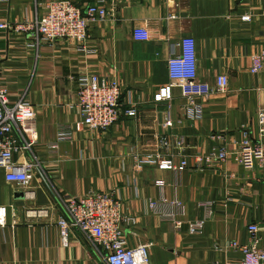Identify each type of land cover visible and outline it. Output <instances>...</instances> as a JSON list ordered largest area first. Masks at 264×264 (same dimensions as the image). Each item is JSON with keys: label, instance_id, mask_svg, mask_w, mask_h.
<instances>
[{"label": "crops", "instance_id": "crops-1", "mask_svg": "<svg viewBox=\"0 0 264 264\" xmlns=\"http://www.w3.org/2000/svg\"><path fill=\"white\" fill-rule=\"evenodd\" d=\"M48 1L0 0V23L41 14ZM71 1L84 7L91 0ZM107 7V17L89 26L97 50L89 55L65 40L30 47L28 34L0 28V85L11 101L25 94L35 110L22 125L31 149L13 159L38 164L28 185L6 180L0 168V205L7 206L0 264H104L85 237L74 231L62 238L56 225L61 199L98 191L112 192L124 215L134 217V224L122 223L126 242L149 244L150 264H240L230 242H246L249 223H257L264 248V162L247 169L228 156L199 168L195 158L222 145L232 153L243 132L260 138L264 69L251 73L249 67L251 55L264 48V0H110ZM246 14L249 20H242ZM185 36L195 40L198 80L213 85L216 75L228 77L225 92L195 97L198 117L188 114V100L168 75V57ZM82 74L120 85L118 119L106 131L73 129L70 140L51 148L57 130L79 120L70 106ZM168 84L171 99L156 100ZM127 92L136 105L133 116L124 113ZM161 135L183 138L178 153L188 167L181 173L134 166V155L154 151ZM148 201L157 202L155 211ZM204 201H212V214L201 233L191 234L187 223L204 216ZM35 208L46 215L28 216ZM169 213L179 226L161 217Z\"/></svg>", "mask_w": 264, "mask_h": 264}, {"label": "built area", "instance_id": "built-area-1", "mask_svg": "<svg viewBox=\"0 0 264 264\" xmlns=\"http://www.w3.org/2000/svg\"><path fill=\"white\" fill-rule=\"evenodd\" d=\"M109 1L91 0L81 7L71 0H52L45 3L41 14L12 23L1 22L0 28L28 34L32 41L29 44L30 47H37L40 43L53 44L58 40H65L72 43L79 53L94 54L97 50L90 45L89 26L107 17ZM170 17L174 16L170 15ZM249 18L248 14L241 16L242 20H249ZM174 46L178 50L172 51L167 60L169 78L177 81L181 94L188 100V114L198 117L201 105L194 102L195 97H208L212 93L225 92L228 88V77L224 73L216 75L213 85L198 80L193 37H181ZM250 61L251 73L264 69V48L253 53ZM76 82L75 101L70 107L77 109L79 120L73 128L60 127L56 133V141L50 144L51 148H56L58 141L70 140L74 130L86 127L106 131L118 119L119 101L123 92L117 82L98 74L78 75ZM171 86L172 84H168L161 87L155 94V99L170 100ZM124 94L127 104L124 113L133 116L136 113L135 102L130 92ZM34 116V107L25 94L11 101L8 88L0 85V168L4 169L5 179L8 181L28 185L33 178V168L38 165L37 162L16 163L13 156L17 152L24 153L31 149L32 144L26 137L22 125L32 120ZM256 117L259 125V139H252L243 132L232 153L224 145L213 147L208 154L195 158L196 166L199 168H202V164L210 166L213 162L227 159L228 156H232L235 162L247 169H252L256 163L262 164L264 162V107L257 110ZM184 146L185 142L181 137L161 135L157 138L154 151L134 155V166L137 169L153 166L161 170L181 173L188 167L187 158L178 153ZM156 204V201H148V210L155 211ZM172 204L181 212L180 201L175 199ZM61 205L63 214L57 218L56 225L62 238L68 237L74 231L78 232L89 241L104 264H150L149 244H127L122 223L134 224L135 219L124 215L121 202L112 192H90L82 196L61 199ZM200 205L204 208V216L187 223V230L191 234L201 233L206 219L212 214V201H204ZM27 215L33 217L46 215V210L31 209L27 211ZM6 216L7 206L1 204L0 227L5 225ZM161 217L173 221L176 226L181 224V221L174 219L172 213L161 215ZM247 232L246 242L231 241L230 246L240 252V264H264V248L259 245L257 223H249Z\"/></svg>", "mask_w": 264, "mask_h": 264}]
</instances>
